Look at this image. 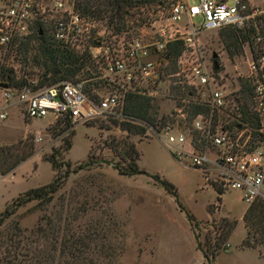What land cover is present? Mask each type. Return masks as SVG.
Here are the masks:
<instances>
[{
  "label": "rangeland",
  "instance_id": "374dc122",
  "mask_svg": "<svg viewBox=\"0 0 264 264\" xmlns=\"http://www.w3.org/2000/svg\"><path fill=\"white\" fill-rule=\"evenodd\" d=\"M263 1L255 0L253 3ZM188 3L196 5L198 1L188 0ZM142 11V21L145 18L148 19L142 25L138 15L131 18L132 20H127L128 28L119 34L117 40L125 43L136 36L143 37L145 41L154 38L155 29L151 24L161 17H166L168 10L162 12L157 10L153 13L152 10L143 8ZM193 21L196 25L201 23L199 17ZM97 22L94 31L99 32L100 36L95 41L96 45H99L98 43L112 44L115 39L113 30L107 28L105 21ZM226 33L222 30L205 31L198 36V41L205 66L210 70L214 62L216 63L217 70L213 74L216 82L218 86L226 90L229 97H233V93L237 89L241 90L242 84L245 83L241 77L247 73L245 55H248L247 50L242 47L240 51L237 50L238 47L234 49L231 46L228 49L229 41ZM85 39L87 38L83 37L77 41L81 42V50L84 45H93L92 38ZM91 49L93 53L98 51ZM230 50L233 54L229 52ZM158 59L159 55H152L153 61L157 62ZM94 63L97 74L100 75L90 80L98 82L99 86L94 92L95 102L106 94L118 93L121 97L124 96L126 103V95L132 91L124 84L122 78L115 75L104 76L101 63L97 59ZM1 68L13 69L16 78L27 82L39 80L40 71L33 66L29 53L0 55ZM163 72V83L158 87L162 97H149L151 103L158 106L154 126L173 124L178 129L185 130L187 137L193 138L195 142V138L198 139V137L192 130L193 119L191 120L190 116L193 106L204 101L206 91L178 86L175 83L178 79L174 76L176 62L168 60ZM4 84L0 77V105L4 103L1 88ZM240 90L238 97L248 107L250 98L246 92L243 94ZM184 91L190 92L191 96L185 95ZM144 93L142 95L148 97V91L144 90ZM229 102L230 106L219 113L218 124L232 129V125L239 122L234 120L235 113L232 111L231 100ZM175 107L184 113V118L175 117ZM247 114L249 117L252 116L250 113ZM62 119V117L55 119L52 115H47L29 120L24 118L19 107L13 106L8 110L7 119L0 122V148H11L19 155L28 153L29 157L9 173L0 174V212L3 211L5 204L18 194L51 182L53 170L51 165L42 158L50 154L53 147H58L61 138L70 132H74L70 138L71 149L60 159L70 162L72 168H76L85 161L115 163L117 158L114 157L110 147L123 145L122 143L125 142L136 145L140 152L139 168L150 176L123 177L118 175L111 165L104 163L100 166L92 165L77 174H71L65 186L54 196L49 208L37 206V202H31L19 208L14 217L0 227L1 242L7 240L8 229L13 221H17L27 234L43 215L52 213L55 216L64 207L66 220L63 221L72 229L71 231L82 234L87 230H95L99 232L97 243L103 242L114 248L112 264H205L202 254L197 250L185 213L179 210L174 198L152 178L153 175H157L175 187L183 208L200 223L202 235L207 233L208 222L212 220L227 218L237 221V226L227 241L226 250L215 257L213 264H264V248L241 247L245 237L242 215L246 203L242 201L240 192L224 191L218 185L206 182L198 170L189 166L187 158L177 159L160 140H145L142 132L134 135L122 130L121 127L128 122L118 123L97 118L86 123L72 124V128L64 136H60L61 128L54 124ZM138 121L149 124L144 120L138 119ZM241 129H243L242 126ZM248 130L251 131V128L248 127ZM36 136H40L42 141L36 143L34 141ZM211 186L224 195L216 194ZM71 189L79 194L71 196L69 193ZM217 197H220V201L216 200ZM103 236L106 237L101 239ZM3 251V249L0 250V257ZM91 257L100 264H107V257L104 258L99 253Z\"/></svg>",
  "mask_w": 264,
  "mask_h": 264
},
{
  "label": "built area",
  "instance_id": "2783aa9c",
  "mask_svg": "<svg viewBox=\"0 0 264 264\" xmlns=\"http://www.w3.org/2000/svg\"><path fill=\"white\" fill-rule=\"evenodd\" d=\"M197 1L196 5H190L188 0H170L167 16L151 24L155 29L152 40L136 36L124 43L116 39L119 34H113L112 44L96 45L100 34L94 29L98 22L81 14L82 0H0V55L8 54L33 33L45 29L53 41L72 51L81 54L88 50L94 61L101 63L104 76H118L132 93L145 94L147 90L148 97H162L158 87L163 83V69L169 60L166 48L168 44L181 42L175 83L206 91L200 104L207 111L197 114L192 121V130L198 137L195 142L187 137L185 130L173 124L157 127L128 117L124 112V96L118 93L106 94L96 102L89 99L80 82L62 81L36 90L33 89L36 81L19 88L4 84L0 122L7 119L8 110L13 106L19 107L29 120L52 115L55 119L68 116L73 125L97 118L128 122L143 128V139L160 140L177 159L187 158L189 166L198 170L206 182L224 191L240 192L247 206L264 200V1L255 5L245 0ZM196 17L201 19L199 25L193 21ZM250 25L256 31L250 41L242 45L248 55L244 53L247 73L241 77L250 89L247 107L238 97L240 89L229 97L226 90L218 86L214 67L209 70L204 64L198 36L230 26L246 30ZM83 37L92 38L94 42L81 50V42L77 41ZM91 48L97 49V53ZM152 55H159L157 62L152 60ZM230 100L234 120L239 122L232 125V129L218 124L219 113L230 106ZM238 103L245 113L252 115L248 122L240 119ZM174 115L184 118L178 107ZM34 141L41 142L42 138L36 136Z\"/></svg>",
  "mask_w": 264,
  "mask_h": 264
},
{
  "label": "trees",
  "instance_id": "16d2710c",
  "mask_svg": "<svg viewBox=\"0 0 264 264\" xmlns=\"http://www.w3.org/2000/svg\"><path fill=\"white\" fill-rule=\"evenodd\" d=\"M247 1V0H245ZM170 0H82L79 10L82 15L95 19L97 21H105L107 28H111L114 34H122L126 31L127 20L139 16L138 20L142 25L146 19L142 21V9L166 11L170 7ZM133 10L132 12H130ZM143 14V13H142ZM136 20V19H135ZM139 25V26H140ZM226 31V37L229 41L228 49L232 46L240 51L244 42L250 41L251 36L256 29L252 25L246 30H239L233 26L221 29ZM182 50L181 42H173L168 44L166 54L170 62L175 63L177 57ZM233 54V51H229ZM11 53H29L31 62L39 71V80L34 90L56 85L62 81H71L78 83L86 81L83 84V92L89 99H96L95 90H98V82H92L91 79L99 77L95 66V61L90 52L87 50L81 54H77L67 47L55 42L44 31H36L27 40L20 42L14 46L7 55ZM0 77L9 88H19L27 83L24 79L16 78L13 69H0ZM6 80V81H5ZM185 92V91H184ZM183 92V93H184ZM240 92L248 94L250 92L248 83L241 86ZM180 93V90H179ZM191 96L190 92L184 93ZM238 111L241 114L242 121H249V116L244 112L239 103ZM158 106L151 103V98L142 94L130 93L126 95V103L124 107L125 114L134 120H144L154 126ZM207 108L201 104L194 105L190 116L192 120L197 114L205 113ZM57 120L54 126H60L59 135L64 134L72 128V123L68 116ZM122 130H126L131 134L143 132V129L133 124L126 123ZM74 132H70L61 138L58 147H53L51 153L44 155L42 159L51 165L53 170V178L50 183L26 190L18 194L9 203L5 204L3 211L0 212V227L14 217L16 211L24 205L37 202V206L49 208L56 193L65 186L67 178L71 174H77L86 170L92 165L100 166L101 164L111 165L123 177H134L139 175H148L139 168L140 152L136 145L125 143L123 145H113L110 147L117 161H85L80 163L76 168H72V164L68 161H62L60 157L68 153L72 146L70 138ZM29 157L28 153H14L11 148H0V174L5 175L12 171L20 162ZM93 163V164H91ZM64 170V171H63ZM150 176V175H148ZM152 178L158 182L167 194L174 198V201L181 212L185 213L190 230L193 234L197 250L200 251L205 264H213L215 257L226 250L227 241L237 226V221L221 218L208 222L209 228L207 233H201L200 223L196 218L183 208L175 187L168 181L160 179L159 176L153 175ZM217 191V190H216ZM71 196H76L72 189L69 192ZM218 195H222L217 191ZM220 201V197L216 198ZM42 202V204H41ZM64 207L56 213L43 215L37 225L30 230L23 231L17 221H13L7 233V240L0 241V250H4L0 257V264H100L93 257L95 253H99L102 257H107V264L113 263L114 248L102 243H97L99 232L95 230H87L82 234H75L70 229L64 217ZM67 210V209H66ZM67 213V212H65ZM242 222L245 228V237L241 243L242 248L257 249L264 248V200H256L247 206ZM12 230V231H11ZM106 236H103L104 239ZM90 253V255H89ZM98 259V257H97Z\"/></svg>",
  "mask_w": 264,
  "mask_h": 264
},
{
  "label": "crops",
  "instance_id": "0c3cea01",
  "mask_svg": "<svg viewBox=\"0 0 264 264\" xmlns=\"http://www.w3.org/2000/svg\"><path fill=\"white\" fill-rule=\"evenodd\" d=\"M255 0H247V2L249 3V4H251V5H255L253 2H254ZM256 4H258V3H256ZM14 174V173H13ZM212 187V186H211ZM212 189H214L213 187H212ZM214 191L216 192V194H217V191L214 189ZM224 195V194H223ZM222 195V196H223ZM246 208H247V205H246ZM246 208L244 209V212H245V210H246ZM244 212H243V214H244ZM243 216V215H242ZM245 249H248V248H245Z\"/></svg>",
  "mask_w": 264,
  "mask_h": 264
},
{
  "label": "water",
  "instance_id": "95a60500",
  "mask_svg": "<svg viewBox=\"0 0 264 264\" xmlns=\"http://www.w3.org/2000/svg\"><path fill=\"white\" fill-rule=\"evenodd\" d=\"M96 44H97V43H96ZM213 57H215V56H213ZM213 67H214L215 70L217 69V65H216L215 62H214V64H213ZM1 88H6V86H5V85H1Z\"/></svg>",
  "mask_w": 264,
  "mask_h": 264
}]
</instances>
